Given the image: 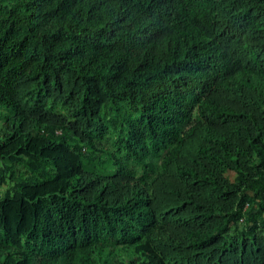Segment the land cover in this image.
I'll use <instances>...</instances> for the list:
<instances>
[{
    "label": "trees",
    "instance_id": "16d2710c",
    "mask_svg": "<svg viewBox=\"0 0 264 264\" xmlns=\"http://www.w3.org/2000/svg\"><path fill=\"white\" fill-rule=\"evenodd\" d=\"M0 264H264V0H0Z\"/></svg>",
    "mask_w": 264,
    "mask_h": 264
},
{
    "label": "rangeland",
    "instance_id": "374dc122",
    "mask_svg": "<svg viewBox=\"0 0 264 264\" xmlns=\"http://www.w3.org/2000/svg\"><path fill=\"white\" fill-rule=\"evenodd\" d=\"M2 122V118H0V124ZM2 167V164L0 163V168ZM13 187V183L8 181L5 184L0 185V194L4 195L8 190H10Z\"/></svg>",
    "mask_w": 264,
    "mask_h": 264
}]
</instances>
